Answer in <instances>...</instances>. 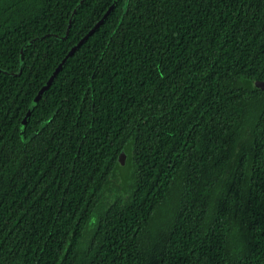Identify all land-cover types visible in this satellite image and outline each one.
I'll return each instance as SVG.
<instances>
[{"label":"trees","instance_id":"1","mask_svg":"<svg viewBox=\"0 0 264 264\" xmlns=\"http://www.w3.org/2000/svg\"><path fill=\"white\" fill-rule=\"evenodd\" d=\"M255 81L264 0H0V264H264Z\"/></svg>","mask_w":264,"mask_h":264},{"label":"water","instance_id":"2","mask_svg":"<svg viewBox=\"0 0 264 264\" xmlns=\"http://www.w3.org/2000/svg\"><path fill=\"white\" fill-rule=\"evenodd\" d=\"M96 27H97V26H96ZM93 31H94V29L91 30V31L89 32V34H88L86 37H88L89 35H91V33H92ZM84 39H85V38H84ZM81 41H82V40H81ZM81 41L79 42V44L81 43ZM73 51H74V49H72V50L70 51V53H72ZM57 71H58V69H57V70L54 72V74L51 76V78H50L49 81L47 82L46 86H45L44 88L41 89V91L39 92V94H41L46 88L49 87V85H50L51 82L53 81V79H54V77H55ZM254 86H256L257 88H260V89L264 90V81H255V82H254ZM119 161L121 162V164H123V162H124V154H123V153L120 155Z\"/></svg>","mask_w":264,"mask_h":264}]
</instances>
